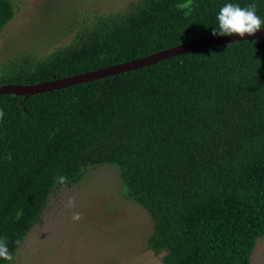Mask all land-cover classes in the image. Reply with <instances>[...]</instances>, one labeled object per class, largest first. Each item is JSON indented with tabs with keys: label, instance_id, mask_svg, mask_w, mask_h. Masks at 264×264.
<instances>
[{
	"label": "trees",
	"instance_id": "1",
	"mask_svg": "<svg viewBox=\"0 0 264 264\" xmlns=\"http://www.w3.org/2000/svg\"><path fill=\"white\" fill-rule=\"evenodd\" d=\"M226 3H255L264 20V0H142L54 67L0 87L63 80L213 38ZM14 16L11 0H0V36ZM0 110V238L8 247L46 195L80 183L91 167L114 165L124 198L152 219L147 248L164 254L163 264H251L264 237V37L61 90L3 95Z\"/></svg>",
	"mask_w": 264,
	"mask_h": 264
},
{
	"label": "rangeland",
	"instance_id": "2",
	"mask_svg": "<svg viewBox=\"0 0 264 264\" xmlns=\"http://www.w3.org/2000/svg\"><path fill=\"white\" fill-rule=\"evenodd\" d=\"M141 1L11 0L15 16L0 36V82L54 67L71 48L120 24ZM69 198L75 209L65 207ZM73 211L82 214L80 221L71 219ZM152 233L149 213L124 198L118 168L99 165L80 183L46 195L36 221L16 239L21 246L8 248L12 264H163L164 254L147 248ZM251 264H264V237Z\"/></svg>",
	"mask_w": 264,
	"mask_h": 264
},
{
	"label": "water",
	"instance_id": "3",
	"mask_svg": "<svg viewBox=\"0 0 264 264\" xmlns=\"http://www.w3.org/2000/svg\"><path fill=\"white\" fill-rule=\"evenodd\" d=\"M260 37H264V28L258 30L254 36L246 35L244 37H240L238 35H232V36L213 37V38L205 39L202 41L180 45L175 48L165 50L162 53H159L155 56L140 58V59L126 62L123 64L107 67V68L100 69L97 71L88 72L82 75L68 77L63 80H57L54 82H48V83L38 84L36 86H28V87L12 86V85L3 86V87H0V96L11 94V93L33 96V95L40 94V93L61 90V89L69 88V87L76 86L79 84H84L87 82L100 80L108 76H113L117 74H122L126 72H131L134 70H138L144 66L158 62L159 60L164 59V58L173 57V56L181 55L185 53H192V52L199 51L202 49L218 47V46L229 44L236 40L245 41V40H250V39H257Z\"/></svg>",
	"mask_w": 264,
	"mask_h": 264
},
{
	"label": "clouds",
	"instance_id": "4",
	"mask_svg": "<svg viewBox=\"0 0 264 264\" xmlns=\"http://www.w3.org/2000/svg\"><path fill=\"white\" fill-rule=\"evenodd\" d=\"M216 18L218 27L211 30V35L213 37L232 35H238L240 37L246 35L254 36L257 31L262 28V25H264V20L257 15V5L255 3L246 7H241L239 4L226 3L220 7ZM3 116L4 113L0 110V119H2ZM56 183L66 185L67 178L59 176ZM65 207L75 209V198H69ZM71 219L73 221H80L82 219V214L78 211H73ZM14 243L19 248L22 242L18 239ZM0 259L8 261L9 264H12L14 260L13 254L7 246L6 238H0Z\"/></svg>",
	"mask_w": 264,
	"mask_h": 264
}]
</instances>
